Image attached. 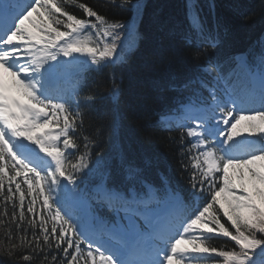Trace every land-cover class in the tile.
Listing matches in <instances>:
<instances>
[{"label":"snow or ice","instance_id":"6c2138e0","mask_svg":"<svg viewBox=\"0 0 264 264\" xmlns=\"http://www.w3.org/2000/svg\"><path fill=\"white\" fill-rule=\"evenodd\" d=\"M106 3L131 10L134 18L142 12L140 0ZM186 18L194 58L206 52L201 45L215 49L218 36L206 29L197 0H186ZM129 31L130 23L80 0H0V259L264 264V43L254 61L248 53L238 59L250 76L258 75V94L228 77L191 80L184 87L198 84L207 96L197 89L178 119L161 117L166 128L181 130L189 204L167 183H149L122 154L124 178L113 181L102 152L93 157L96 139L84 134L81 104L102 98L103 90L81 96V81L123 60ZM218 67L208 60L203 71L211 75ZM69 68L73 79L62 87L58 74ZM109 79L106 91L116 102L120 86L114 73ZM118 129L114 116L113 137ZM186 138L191 142L184 147ZM105 208L114 213L111 221L99 214ZM215 238L225 243L216 246Z\"/></svg>","mask_w":264,"mask_h":264},{"label":"trees","instance_id":"16d2710c","mask_svg":"<svg viewBox=\"0 0 264 264\" xmlns=\"http://www.w3.org/2000/svg\"><path fill=\"white\" fill-rule=\"evenodd\" d=\"M80 2L88 3L110 19L131 24V31L124 38L123 52L127 58L108 65L100 72H88L79 86L81 96L103 90L102 98L98 97L87 105L81 104L84 134L97 141L93 146V157L95 152H102L115 182L124 178L120 164L122 154L126 161L143 169L149 183L156 187L167 183L182 197L192 199L189 173L182 169L180 163L181 130L166 128L159 116L171 110L179 100L196 93L198 84L184 87L195 71L196 75L199 74L196 79L212 83L213 74L201 69L208 60L219 65L215 71L222 77L230 78L240 87L248 86V77L237 65V59L240 54L248 53L254 60L261 43H264V0H197L205 27L218 36V44L215 49L207 44L201 45L206 52L195 58L196 45L185 40L189 30L186 0H140L142 12L138 18L133 17L131 10L107 4L106 0ZM67 9L78 16L83 15L75 5H69ZM61 73L70 85L73 69ZM110 73H114L120 86L116 102L106 91ZM114 116L119 119L115 137L111 134ZM189 143L186 138L184 147ZM83 179L88 183L91 178ZM104 213L108 211L101 210L100 215ZM211 243L219 246L225 240L215 238ZM0 264H8V261L0 259Z\"/></svg>","mask_w":264,"mask_h":264}]
</instances>
